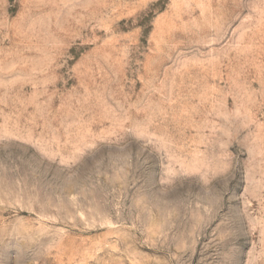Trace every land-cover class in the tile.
<instances>
[{
	"label": "rangeland",
	"instance_id": "374dc122",
	"mask_svg": "<svg viewBox=\"0 0 264 264\" xmlns=\"http://www.w3.org/2000/svg\"><path fill=\"white\" fill-rule=\"evenodd\" d=\"M0 264H264V0H0Z\"/></svg>",
	"mask_w": 264,
	"mask_h": 264
}]
</instances>
